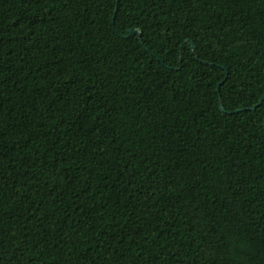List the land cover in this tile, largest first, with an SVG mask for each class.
Wrapping results in <instances>:
<instances>
[{
	"label": "trees",
	"instance_id": "trees-1",
	"mask_svg": "<svg viewBox=\"0 0 264 264\" xmlns=\"http://www.w3.org/2000/svg\"><path fill=\"white\" fill-rule=\"evenodd\" d=\"M263 97L264 0H0V264H264Z\"/></svg>",
	"mask_w": 264,
	"mask_h": 264
},
{
	"label": "water",
	"instance_id": "water-1",
	"mask_svg": "<svg viewBox=\"0 0 264 264\" xmlns=\"http://www.w3.org/2000/svg\"><path fill=\"white\" fill-rule=\"evenodd\" d=\"M114 23H115V19H114ZM133 33L136 34L137 31H134ZM221 86H222V84H219V89L221 88ZM263 102H264V97L260 100V103H259L256 107H254V108H249V109H242V110H240V111H235L234 113H239V112H243V111H254V110H256L259 106H261V104H262ZM221 110H222L224 113H227V111H226V109H225V107H224L223 104H221Z\"/></svg>",
	"mask_w": 264,
	"mask_h": 264
}]
</instances>
